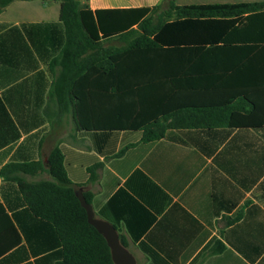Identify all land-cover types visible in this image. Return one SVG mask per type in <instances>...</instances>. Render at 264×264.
<instances>
[{
    "label": "crops",
    "instance_id": "0c3cea01",
    "mask_svg": "<svg viewBox=\"0 0 264 264\" xmlns=\"http://www.w3.org/2000/svg\"><path fill=\"white\" fill-rule=\"evenodd\" d=\"M161 1L87 5L126 10ZM255 2L264 0H175ZM249 25L182 37L181 46L135 53L132 66L119 69L126 77L120 123L158 117L172 124L164 138L143 143L140 130L105 128L109 84L91 89L79 116L70 101L49 98L60 70L51 61L65 41L59 3L10 2L0 11V169L39 161L43 170L25 180H50L47 157L59 147L69 181L90 195L95 217L114 226L136 264H264V37L250 34ZM215 242L224 249L207 255ZM61 259L53 226L29 211L16 182L0 177V264Z\"/></svg>",
    "mask_w": 264,
    "mask_h": 264
},
{
    "label": "trees",
    "instance_id": "16d2710c",
    "mask_svg": "<svg viewBox=\"0 0 264 264\" xmlns=\"http://www.w3.org/2000/svg\"><path fill=\"white\" fill-rule=\"evenodd\" d=\"M12 1L0 0V11ZM55 1L59 3L65 41L60 55L51 61L50 66L60 70L51 84L49 98L70 101L79 116L85 112L83 101L92 94L91 89L109 84L112 115L111 123L105 128L140 130L143 143L164 138L166 128L172 124H162L158 117L144 123H120L121 88L126 77L118 71L132 66L135 53L162 46L177 48L182 37H213L216 32L220 35L243 20H250V34L264 37V2L178 6L175 0H162L149 8L91 11L87 0ZM236 33L246 35L238 30ZM114 40L120 46L111 44ZM126 149L127 146L116 155L120 156ZM42 170L39 161L9 163L0 169V177L16 182L29 211L53 226L62 246V259L57 264H113L104 238L87 223L85 211L74 194L76 187L67 177L59 147H54L47 157L46 172L50 180H25V176ZM90 180H95L92 169ZM83 197L89 203L90 195ZM240 217L228 218L226 224ZM120 243L125 247L122 240ZM223 249V245L215 242L207 255Z\"/></svg>",
    "mask_w": 264,
    "mask_h": 264
},
{
    "label": "water",
    "instance_id": "95a60500",
    "mask_svg": "<svg viewBox=\"0 0 264 264\" xmlns=\"http://www.w3.org/2000/svg\"><path fill=\"white\" fill-rule=\"evenodd\" d=\"M74 194L80 206L85 211L87 223L104 238L109 248L112 263L136 264L133 255L120 243L118 233L114 226L107 221L95 217L90 204L84 199L81 189H76Z\"/></svg>",
    "mask_w": 264,
    "mask_h": 264
}]
</instances>
